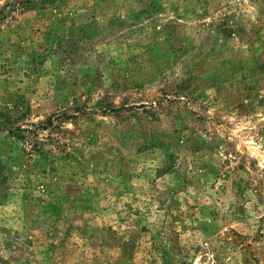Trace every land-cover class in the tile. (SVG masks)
Here are the masks:
<instances>
[{"label":"rangeland","instance_id":"rangeland-1","mask_svg":"<svg viewBox=\"0 0 264 264\" xmlns=\"http://www.w3.org/2000/svg\"><path fill=\"white\" fill-rule=\"evenodd\" d=\"M0 264H264V0H0Z\"/></svg>","mask_w":264,"mask_h":264}]
</instances>
